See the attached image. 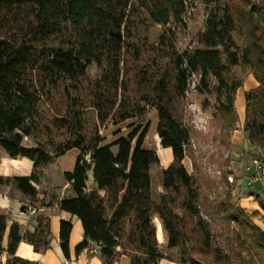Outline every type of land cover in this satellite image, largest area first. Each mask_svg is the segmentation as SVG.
Instances as JSON below:
<instances>
[{
	"label": "trees",
	"instance_id": "16d2710c",
	"mask_svg": "<svg viewBox=\"0 0 264 264\" xmlns=\"http://www.w3.org/2000/svg\"><path fill=\"white\" fill-rule=\"evenodd\" d=\"M192 1L0 0V147L10 157L31 159L35 169L29 176L8 180L34 198L37 191L31 182L38 179L37 169L71 148L79 150L73 170L64 173L72 194L58 202L82 225L83 239L75 246V255L94 242L102 256L100 264H112L121 254L129 257V264L173 260L159 249L153 220L157 217L166 247L179 248L174 260L178 264L228 262L213 241L209 214L201 208L196 164L188 173L182 162L190 132L180 112L194 76L197 94H215L217 111L212 117L233 131L234 95L242 79L231 68L248 67L257 86L244 92L242 129L251 145L264 148V0H203L207 8L203 29L191 46L179 49L176 28ZM138 23L148 30L153 25L165 30L149 43L142 31L137 35L132 31ZM91 65L99 70L93 79L87 75ZM66 82L65 91L79 94L69 97L70 109L53 122L65 128L68 137L59 143L25 146L24 138L41 126L40 102ZM151 107L157 111L160 144L172 153V161L161 169L163 191L156 198L150 167L159 159L154 150L142 147L147 125L139 121L105 145L97 130L88 139L81 133L85 108L95 111L101 126L109 120L142 118ZM89 171L92 186L87 185ZM251 228L253 242L264 251V231ZM71 229L70 221L60 220L59 245L65 258L70 257ZM5 230L6 216L0 213V264H37L15 255L21 240L37 252L49 247L48 217H38L35 230L23 235L13 223L4 247Z\"/></svg>",
	"mask_w": 264,
	"mask_h": 264
},
{
	"label": "rangeland",
	"instance_id": "374dc122",
	"mask_svg": "<svg viewBox=\"0 0 264 264\" xmlns=\"http://www.w3.org/2000/svg\"><path fill=\"white\" fill-rule=\"evenodd\" d=\"M207 8L203 0L187 2L186 11L183 15V24L176 28L177 47L179 49L188 48L193 44L195 35L203 29ZM7 20V19H5ZM7 22V21H5ZM165 27L153 25L148 30L139 23L132 30L136 35L142 31L149 43H155L159 35L164 32ZM241 43V39H238ZM88 78L93 79L99 74L95 65L87 69ZM231 72L242 79V87L251 74L248 67L233 66ZM197 82L196 77L190 80L186 100L180 116L183 124L190 132V143L185 164L189 173H192L193 163L196 164L198 172L200 204L203 212H208L206 220L210 224L213 234V241L228 256L226 264H264V251L253 242L252 225L259 227V221L262 216L258 211H252L242 202L239 190L236 189L238 178L241 174L232 168L235 166L243 167L248 164L249 158L239 155V151L231 146V138L234 130L237 129V121L233 131L227 130L223 122L218 118H213L212 114L216 112V99L214 93L197 94L194 86ZM67 83H62L51 89L44 96L39 104L41 116V126L30 137H25L23 143L25 146H36L37 143H59L68 137L65 128H57L54 124V117L63 115L66 109H70L68 103L71 102L70 96L78 95V91H65ZM237 91V90H236ZM68 93V94H67ZM236 94V92H235ZM235 97V95H234ZM139 121L142 125H147V132L144 137L143 147L158 152V135L156 133L157 111L155 108H148L142 118L131 117L119 123L106 121L98 126L96 113L92 108H85L82 111L83 129L82 134L86 139L91 137L97 130L100 136H104L105 141L113 139L117 133H128ZM115 150V147H113ZM245 154V153H244ZM159 157V156H158ZM161 165L160 162L150 167L151 186L153 196L156 198L161 188ZM234 174V182L229 183L226 179L227 174ZM246 187L245 183H242ZM176 212L181 210L176 208ZM1 213V212H0ZM156 237L158 239L159 249L164 255L173 260L178 258L179 248H167V240L162 234V226L159 219L155 220ZM189 226V225H188ZM195 257H201L196 252H191ZM203 257V256H202ZM6 254L2 253L1 260L4 262Z\"/></svg>",
	"mask_w": 264,
	"mask_h": 264
},
{
	"label": "crops",
	"instance_id": "0c3cea01",
	"mask_svg": "<svg viewBox=\"0 0 264 264\" xmlns=\"http://www.w3.org/2000/svg\"><path fill=\"white\" fill-rule=\"evenodd\" d=\"M256 86V80L253 75H250L244 87L240 86L237 89L234 97V109L237 115L238 128L234 130V134L231 138V146L235 150L243 148L238 154L246 156L245 160L249 158V161L251 158L264 152V148L253 146L248 142L246 134L242 129L245 116L244 92ZM114 132H116L117 135L109 141H105L104 136H101L103 138L101 145L109 144L118 137L127 134H120L118 129H115ZM156 150L158 152V159L161 167H167L172 161L171 149L169 147H162L159 137ZM78 154L79 150L77 148H71L63 155L55 157L50 162L40 166L37 169V181L31 182L37 194L34 198H31L16 188L8 179L14 176L31 175L35 170L33 161L27 157H10L0 147V212L4 213L6 216V230L3 236V246L5 247L7 244L8 231L13 223L19 226L20 234L23 235L24 233H32L35 230L38 217L45 216L49 219V247L46 250L37 252L33 250L31 244L25 240H21L15 251L16 256L34 261L37 264H100L102 262L99 246L94 242H89V245L78 255L74 254L75 246L83 239L82 225L75 215L61 210L58 206L59 200L72 194L70 183L65 180L64 173L73 170ZM185 159L186 156L182 162L185 168H187ZM245 165L243 167H239V165L234 167L232 164V168L241 174V177L238 178L236 189L239 190L242 202L248 209L258 211L264 216V185L260 182L253 183L249 181L248 175L244 170ZM187 172L189 173L188 170ZM242 183H245L246 187H243ZM87 185L92 186V174L90 171L88 173ZM160 191H162V189ZM28 206L35 210L33 212L30 211ZM157 219V217H154V223ZM60 220H67L72 224L69 235V258L64 257L59 245ZM259 222V227L264 231V217H262V220ZM162 234L164 240L163 231ZM129 263V257L125 254H121L112 264ZM158 264L178 263L174 260L162 258L159 260Z\"/></svg>",
	"mask_w": 264,
	"mask_h": 264
},
{
	"label": "built area",
	"instance_id": "2783aa9c",
	"mask_svg": "<svg viewBox=\"0 0 264 264\" xmlns=\"http://www.w3.org/2000/svg\"><path fill=\"white\" fill-rule=\"evenodd\" d=\"M244 170L247 173L250 182H260L264 185V152L251 158L250 162L245 165ZM226 179L229 183L234 182V174H227ZM28 208H30V211L32 212L35 210L29 206Z\"/></svg>",
	"mask_w": 264,
	"mask_h": 264
}]
</instances>
